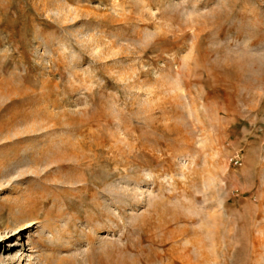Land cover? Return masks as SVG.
<instances>
[{"label": "rangeland", "instance_id": "374dc122", "mask_svg": "<svg viewBox=\"0 0 264 264\" xmlns=\"http://www.w3.org/2000/svg\"><path fill=\"white\" fill-rule=\"evenodd\" d=\"M8 257L264 264V0H0Z\"/></svg>", "mask_w": 264, "mask_h": 264}, {"label": "bare ground", "instance_id": "6f19581e", "mask_svg": "<svg viewBox=\"0 0 264 264\" xmlns=\"http://www.w3.org/2000/svg\"><path fill=\"white\" fill-rule=\"evenodd\" d=\"M19 207H21V206H19ZM45 219H48V215H45L42 219H39V217H37V216L36 217L28 216L27 218H25V222L23 224H20L18 227H19V229L25 230V229H28L29 227H32L36 223H39V222L42 223ZM212 240H214V237H213ZM11 259H12L11 257H8V258H0V260H4V261L5 260H11ZM100 263H101V261H100Z\"/></svg>", "mask_w": 264, "mask_h": 264}]
</instances>
